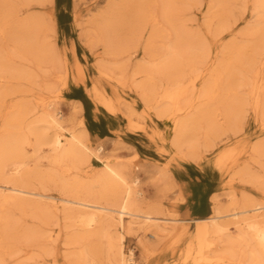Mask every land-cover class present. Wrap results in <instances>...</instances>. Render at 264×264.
<instances>
[{
    "label": "rangeland",
    "instance_id": "1",
    "mask_svg": "<svg viewBox=\"0 0 264 264\" xmlns=\"http://www.w3.org/2000/svg\"><path fill=\"white\" fill-rule=\"evenodd\" d=\"M9 2L18 11L16 20L31 19L37 23L36 41L46 44L50 62L36 67L34 63L19 58L15 53L18 48L21 50L14 39L16 29L11 27L12 23L0 28V53L9 57L12 67L21 71L23 69V76L27 72L26 75L31 78L27 79L25 75L24 78L14 80L5 75L1 80L0 90L7 93L4 97L2 95L4 100L0 108V127L15 105L28 107L29 113L32 112L28 115L30 122L43 113L44 103L51 104L59 111L68 130L83 133L93 148H103V158L119 164L131 163L142 192L141 197L146 204L160 206L162 217L187 221L182 224V234L161 238L153 247L155 249L145 250L141 247L145 240L142 232L125 235L124 251L126 254L131 251L134 264H196L198 256L194 220L207 219L219 208L223 213H230L228 210L231 209L229 205L232 200L239 202L246 198L264 205V113L254 109L255 95H249L248 87L241 90L247 106L242 109L244 112H241L243 116L240 115V128L236 133L222 136L209 150L204 149L200 143L194 150L198 157H192L188 151L177 152L171 144L176 120L187 118L189 112L194 111L201 86L213 70H218L221 63L231 58L233 50L245 54L237 56L235 66L243 70L248 79L257 80L260 97L264 102V5L261 8L257 0ZM139 10L144 13L141 19L135 17ZM166 15L171 18L168 19ZM108 18L122 23L117 37L121 41L126 39L125 43L128 44L123 51L113 56L109 55L110 52L106 54L103 44L97 41L98 36L102 35L101 25ZM188 39L194 40L202 52L197 62L190 63V66L195 65L193 69L202 76L180 103L182 106L188 101L191 107L176 117L170 115V118H157L131 89L140 78V75L134 74V70L138 63L161 61L171 46L177 47L179 51L184 49ZM102 65L110 68L107 71L110 77L104 76ZM191 75L188 74L187 78ZM233 76L235 83H238L239 74L235 72ZM222 82L223 85L214 94L216 101L225 93L226 79L223 78ZM160 83V88L164 89L166 82L163 80ZM92 86H96L100 94L112 101L115 109L113 113L95 100ZM126 107L131 108V114ZM29 140L32 142L34 139L29 137ZM257 147H261L258 154L253 151ZM26 149V155L31 159L28 164L30 168L38 163L39 168L44 167L40 169L47 170L50 167L45 159L49 153L47 147L36 153L37 157L30 146ZM92 167V172H100L98 166ZM85 170L89 171V168L82 167L81 171L72 173L70 177L79 175L82 178ZM87 171L86 175L92 174ZM34 186L37 187V184ZM45 190V193L61 197L60 191L52 186ZM25 201L31 206L41 205L40 201ZM5 204L0 201V217H8L9 223H14L12 226L17 230L38 225L40 220L31 215L34 212L31 208H16L11 202ZM161 214L158 216L161 217ZM52 224L48 229L46 226L47 231L50 228L52 230L48 232L52 237V246L48 244V250L42 253L43 250L36 247L22 246L21 251L8 258L5 264L25 261L28 255L31 258L28 256L27 264H72L73 256L69 255L72 247L64 246V242L65 237L73 234L77 227L74 224L69 227L71 222L62 216ZM231 234L234 235L233 229ZM216 246L219 253L214 252V257L227 253L228 261L232 264H247L245 248L236 246L229 249L226 244L221 245L219 242Z\"/></svg>",
    "mask_w": 264,
    "mask_h": 264
},
{
    "label": "bare ground",
    "instance_id": "2",
    "mask_svg": "<svg viewBox=\"0 0 264 264\" xmlns=\"http://www.w3.org/2000/svg\"><path fill=\"white\" fill-rule=\"evenodd\" d=\"M9 1H0V28L8 27L12 23L11 27L16 29L14 39L21 50L18 48L15 53L22 60L34 63L36 67H41L43 63L47 64L50 62L49 49L46 44L36 41L37 23L31 19L16 20L18 11ZM257 3L262 8L264 0H257ZM143 14L139 10L135 17L141 19ZM167 18L171 16L168 15ZM121 28L122 23L117 20L104 19L100 29L102 35L96 40L99 44H103L106 54L110 52L109 55L113 56L127 47L126 39L121 41L117 37ZM197 48L199 47H196V42L188 39L184 49L179 51L177 47L171 46L164 54V58L157 63L150 61L152 64L150 62L137 64L134 74L140 75V78L133 83L131 89L157 118H170V115L176 117L190 109L191 104L188 101L182 106L180 103L188 90L195 88L197 80L202 76L199 71L193 69L195 65L190 66L192 61L197 62L201 58L202 52ZM230 54L231 58L221 63L219 69L213 70L207 80H204L196 98L198 104L194 111L189 112V117L176 120L171 144L177 152L188 151L192 157H198L194 150L200 146V143L204 149L209 150L222 136L236 133L240 128V115L246 108L244 93L241 91L243 88L248 87L249 95H255L254 109L264 113V102L260 97L257 80L248 79L244 71L235 66L237 56L241 57L245 54L240 53L239 50H233ZM9 60L8 56L0 53V82L5 75L16 80L24 78L27 73L23 76V69L21 71L12 67ZM106 65L101 66L105 70L103 74L105 77H110L107 74L110 68ZM235 72L240 77L238 83H235L233 78ZM51 73L58 74L56 71ZM190 73L192 75L187 78ZM26 76L27 79H31ZM58 77L61 80L60 74ZM223 78L226 79L225 93L216 101L214 94L223 85ZM163 80L166 82V87L161 89L160 82ZM95 87L92 89L95 100L108 112L113 113L115 109L112 101L100 94ZM49 89L52 90L51 87ZM6 93L5 90H0V108L4 100L2 95L4 97ZM129 109L127 108L131 114ZM29 112L27 106L15 105L11 113L5 116L0 127V201L4 204L11 202L15 207L17 206L16 208H31L34 211L31 215L40 221L35 227L17 230L18 228L12 226L14 223H9L8 217H0V264H5L8 258L20 252L22 246L36 247L43 250L42 253L48 250V244L51 245L52 242L51 234L48 232L53 221H57L61 216L71 222V225L68 224L69 227L73 224L77 227L73 234L65 237L64 242V246L72 247L69 251V255L73 256L72 264H134L131 251L128 254L124 251L125 235L132 236L135 232H142L145 240L140 246L148 250L152 249L161 238H170L183 233L182 224L186 223V220L162 217L160 206L152 207L146 204L141 197L142 192L138 187V179L131 163L119 164L103 158L101 156L103 148L101 146L93 148L86 141L83 133L68 130L59 111L51 104L44 103L43 113L37 119L34 116L35 120L30 122L28 115L32 112ZM135 126H138V123H135ZM29 137L34 140L30 142ZM28 146L32 148L36 157V153L41 152L44 147L48 148L49 153L47 152L45 159L50 167L47 170L40 169L44 167L39 168V163L35 165L33 163L31 165L34 167H29L31 159L26 155ZM259 148H253V151L258 154ZM94 165L100 168V172H92ZM82 167L89 168V171H84L82 178H79L81 177L79 175L70 177L72 173L81 171ZM86 171L92 174L86 175ZM35 184L37 187L34 186ZM49 186L58 189L61 197L45 193L47 191L45 189ZM24 200L40 201L41 205L31 206ZM229 206L230 213H223L224 211H220L219 208L207 219L194 220L198 256L196 264H232L228 261L227 253L214 257V252L219 253L216 249L218 242L221 245L226 244L229 249L236 246L245 248L247 264L264 263V205L244 198L239 202L232 200ZM160 214L161 217L158 216ZM50 224H52L50 230L47 231ZM231 229L234 235L231 234ZM28 256L25 261L21 260L22 262L16 264H27L30 257Z\"/></svg>",
    "mask_w": 264,
    "mask_h": 264
}]
</instances>
